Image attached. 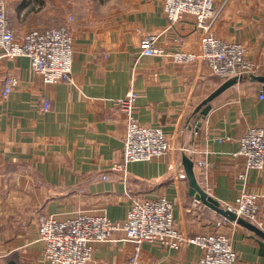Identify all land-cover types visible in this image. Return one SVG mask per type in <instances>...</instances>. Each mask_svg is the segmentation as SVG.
<instances>
[{
  "label": "crops",
  "instance_id": "obj_1",
  "mask_svg": "<svg viewBox=\"0 0 264 264\" xmlns=\"http://www.w3.org/2000/svg\"><path fill=\"white\" fill-rule=\"evenodd\" d=\"M12 1L7 9L18 35L61 22L46 20L43 11L37 18L28 3L23 11ZM163 1L118 0L107 16L72 21L74 83L46 84L29 57H0V264H53L38 239L44 215L105 213L123 220L135 197L160 195L175 203L177 225L186 233L224 232L239 254L235 264H264V238L229 219L218 227L224 216L190 195L187 178L170 175L171 164L183 166L189 151L197 180L205 188V172L212 197L233 202L246 189L261 194L264 210V171L250 170L242 179L245 158L234 155L245 131L264 122L262 82L247 74L213 99L198 121L195 108L225 80L206 61L173 57L179 50L198 51L203 31L190 14L171 23ZM215 8L211 32L242 42L264 75V0H215ZM143 31L159 34L163 54L141 53ZM8 73L19 84L3 97ZM131 89L138 93L137 119L162 128L174 149L115 170L128 118L112 100ZM45 97L51 100L48 111ZM199 161L209 166L203 169ZM115 234L117 240L96 246L89 264H127L134 245L118 240L124 231ZM141 251L140 264H199L203 254L193 244L173 249L159 242H146Z\"/></svg>",
  "mask_w": 264,
  "mask_h": 264
},
{
  "label": "built area",
  "instance_id": "obj_2",
  "mask_svg": "<svg viewBox=\"0 0 264 264\" xmlns=\"http://www.w3.org/2000/svg\"><path fill=\"white\" fill-rule=\"evenodd\" d=\"M163 11L171 23L181 20L184 15H193L196 24L202 29L199 49L196 52L179 50L173 54L177 61H206L214 74L223 80L242 74L258 75L260 66L249 57L248 48L238 41H228L218 37L211 28L217 18L215 0H164ZM140 50L145 55L164 53L158 45L159 34L143 31ZM0 57L15 58L27 56L32 67L39 73L44 83H74L73 78V37L70 23L60 26L35 28L23 36L13 28L5 0H0ZM19 84V78L8 73L3 81L1 94L7 97ZM138 93L131 89L121 98L112 100L116 109L126 113L127 129L122 147V158L114 163L115 170H125V165L135 161H148L156 156L171 153L174 145L159 126L144 124L135 116ZM260 98H264L262 82ZM44 111L51 108V100L43 99ZM198 131H196L197 133ZM238 141L234 155L245 158L247 178L253 169L264 171V122L251 125ZM193 152V150H192ZM206 169L209 164L199 161ZM173 180L185 179L183 166L171 164ZM205 190L212 189L204 172ZM261 194L243 189L233 202L222 203L238 216L264 229V210ZM174 204L167 196H137L133 199L126 219L113 220L105 213L77 212L67 217L44 215L39 219L38 239L43 243V254L53 264H89L97 245L115 238L117 231H124V237L134 245V251L127 264H140L142 245L146 242H159L169 248L178 249L193 244L201 248L199 264H235L238 252L226 233L212 231L190 235L181 229L174 216ZM228 222L226 217L218 220V227Z\"/></svg>",
  "mask_w": 264,
  "mask_h": 264
},
{
  "label": "water",
  "instance_id": "obj_3",
  "mask_svg": "<svg viewBox=\"0 0 264 264\" xmlns=\"http://www.w3.org/2000/svg\"><path fill=\"white\" fill-rule=\"evenodd\" d=\"M247 74L237 75V76H231V78L225 80L215 91L210 93L208 97H206L198 107L195 108L194 114L197 115V120L203 116H205L213 107L211 105V101L215 99L217 96H219L221 93H223L228 88L232 87L233 85L241 82L245 77H247ZM253 79H256L258 81L264 82V75H250ZM196 126H199V123H196ZM193 127V126H192ZM183 167L186 171L187 179L189 180V193L190 195L194 196L197 200H199L201 203L205 204L207 207L211 208L212 210L216 211L217 213L221 214L222 216L226 217L229 220L235 221L238 224L248 228L249 230L253 231L259 237L264 238V229L258 227L253 222H250L246 218H243L242 216H238L235 212L232 210L223 207L222 203L212 197L206 190L203 188L196 177V174L194 171V161L192 159L191 152L187 151L183 154L182 157ZM171 175V173H170Z\"/></svg>",
  "mask_w": 264,
  "mask_h": 264
},
{
  "label": "rangeland",
  "instance_id": "obj_4",
  "mask_svg": "<svg viewBox=\"0 0 264 264\" xmlns=\"http://www.w3.org/2000/svg\"><path fill=\"white\" fill-rule=\"evenodd\" d=\"M5 1L8 7L10 0ZM117 1L118 0H13L12 2L17 3V6L22 4L23 11H25L23 2L28 3L29 5L26 4L27 11L29 9L33 10L37 13V18L40 16L42 17L41 11H43L46 15L44 17L46 20H48V18L52 20H61V22H53L50 25L60 26L64 23L75 21L77 17L81 15H90L92 17L107 16L108 13L114 9Z\"/></svg>",
  "mask_w": 264,
  "mask_h": 264
},
{
  "label": "bare ground",
  "instance_id": "obj_5",
  "mask_svg": "<svg viewBox=\"0 0 264 264\" xmlns=\"http://www.w3.org/2000/svg\"><path fill=\"white\" fill-rule=\"evenodd\" d=\"M191 52H193V51H191ZM237 76V75H236ZM43 79V78H42ZM44 81V80H43Z\"/></svg>",
  "mask_w": 264,
  "mask_h": 264
}]
</instances>
